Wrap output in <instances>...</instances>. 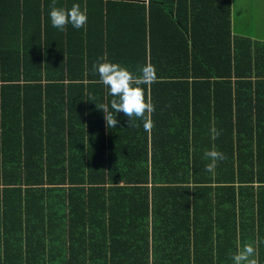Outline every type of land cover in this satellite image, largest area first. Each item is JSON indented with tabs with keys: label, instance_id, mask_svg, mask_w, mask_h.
Returning <instances> with one entry per match:
<instances>
[{
	"label": "trees",
	"instance_id": "1",
	"mask_svg": "<svg viewBox=\"0 0 264 264\" xmlns=\"http://www.w3.org/2000/svg\"><path fill=\"white\" fill-rule=\"evenodd\" d=\"M144 1L56 0L88 16L61 31L52 0H0V264H233L246 243L264 264V52L230 0ZM101 57L155 67L151 130L106 126Z\"/></svg>",
	"mask_w": 264,
	"mask_h": 264
},
{
	"label": "clouds",
	"instance_id": "2",
	"mask_svg": "<svg viewBox=\"0 0 264 264\" xmlns=\"http://www.w3.org/2000/svg\"><path fill=\"white\" fill-rule=\"evenodd\" d=\"M50 21L54 28L61 31L71 24L80 29L86 26L88 16L86 10H82L79 4L63 8L56 6V0H52L50 6ZM93 71L98 73L99 81L108 89V94L113 97L110 101L112 111L104 104L97 105L103 110L104 119L108 128H116L118 120L116 113H123L128 117V127H139L136 119L144 121V129L151 130L154 122L151 116L155 111V105L150 98H146L144 87L156 82V69L151 64L138 66L136 72L118 62H110L104 57L99 58L93 64ZM212 139H216L221 133L215 127L211 129ZM204 157L211 162L206 164L205 170L213 172L218 161L226 159L225 154L215 148L205 150ZM233 264H259L256 258V249L251 243L244 244L231 257Z\"/></svg>",
	"mask_w": 264,
	"mask_h": 264
},
{
	"label": "rangeland",
	"instance_id": "3",
	"mask_svg": "<svg viewBox=\"0 0 264 264\" xmlns=\"http://www.w3.org/2000/svg\"><path fill=\"white\" fill-rule=\"evenodd\" d=\"M233 16L234 31L243 30L256 38H264V0H233Z\"/></svg>",
	"mask_w": 264,
	"mask_h": 264
},
{
	"label": "crops",
	"instance_id": "4",
	"mask_svg": "<svg viewBox=\"0 0 264 264\" xmlns=\"http://www.w3.org/2000/svg\"><path fill=\"white\" fill-rule=\"evenodd\" d=\"M99 0H97L98 2ZM118 0H101L98 3L102 2V4L105 6H107L108 8L110 7V9H118V8H127L129 7V5L127 6H118L120 4H118L117 2ZM95 3V2H94ZM145 4H147V0L144 1ZM101 4V3H100ZM98 4L96 3V6ZM230 5H231V9H230V20H231V30H232V36L234 37V40H236L238 43L240 41L241 44H247L246 40L243 39H249L251 41V49L255 52H260L263 53L264 52V38H256L254 37V35L247 33V31H243V30H239V31H234L233 27H232V21H234L235 16L232 17V9H233V0H230ZM131 10L134 8L133 6H130ZM127 13V12H126ZM133 14V11L131 13V15ZM131 15H129L131 17ZM251 15L253 16L254 14L251 13ZM255 25H257V22L255 23ZM9 26L14 27L15 23H13V25L9 24ZM119 29V31L121 32H125L127 33L128 31L131 32V24L129 26L125 25L122 27H117ZM236 37V38H235ZM239 37V40H237Z\"/></svg>",
	"mask_w": 264,
	"mask_h": 264
}]
</instances>
